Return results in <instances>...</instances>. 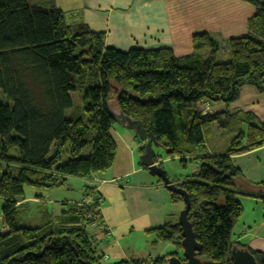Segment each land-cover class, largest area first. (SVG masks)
<instances>
[{"label":"trees","instance_id":"16d2710c","mask_svg":"<svg viewBox=\"0 0 264 264\" xmlns=\"http://www.w3.org/2000/svg\"><path fill=\"white\" fill-rule=\"evenodd\" d=\"M244 1L255 9L247 35L230 39L229 58L220 62L222 46L208 34L193 38L196 50L209 49L204 55L181 59L171 49L122 52L106 46L104 33L68 24L55 0H0V91L7 100L0 98V162L7 165L0 176L7 228L0 231V264H106L88 232L95 219L102 222L94 188L87 189V197L94 198L91 207L79 203L54 215L41 206L33 221H25L18 203L26 187L60 186L67 177L89 180L110 170L118 151L113 127L121 115L143 124L166 151L163 159L200 164L196 175L173 181L190 197L188 220L203 246L197 258L234 264L232 251L244 249L264 264V253L232 241L243 215L235 188L240 172L232 157L264 146V124L241 112L202 113L206 103H235L245 86L264 93V0ZM31 83L37 89L32 91ZM72 93L83 96V108L75 107ZM212 125L228 137L222 152L208 146L205 128ZM67 145L70 158L63 164ZM88 147V157L80 158ZM170 195L184 204L179 195ZM151 232L157 244L183 251L176 222Z\"/></svg>","mask_w":264,"mask_h":264},{"label":"crops","instance_id":"0c3cea01","mask_svg":"<svg viewBox=\"0 0 264 264\" xmlns=\"http://www.w3.org/2000/svg\"><path fill=\"white\" fill-rule=\"evenodd\" d=\"M79 1V6H65L55 0L56 5L64 11L68 24H82L94 32L105 33L107 47L123 52L134 48H169L181 59L194 53L201 54L193 47L192 38L195 35L208 34L225 48L230 39L246 36L248 21L255 14L254 7L244 0ZM204 48L209 52L206 47H201L202 50ZM225 53L228 60V52ZM211 107L214 113L228 110L250 114L264 124V93L252 86L243 87L239 99L228 107L223 104H211ZM121 137V149L127 155L128 166L118 167L122 161L116 157L110 170L89 179L92 184L96 183L95 194L101 199L102 215V222L88 228L89 234L92 229L91 240L98 252L105 256L106 264L133 259L155 260L173 254L182 259L180 247L157 244L156 234L151 231L169 222L178 223L183 206L173 202L160 179L136 163L134 135L121 134ZM142 145L141 142L138 149ZM166 161L160 158L156 163L169 174L168 168L164 167ZM232 162L240 172L235 188L242 193L239 198L243 205V216L233 231L232 241L254 252L264 253L263 209L261 199L257 198L264 197V146L234 156ZM188 164H195L191 172L196 175L200 164L187 162L185 169H188ZM189 176H174V182L185 181ZM252 200L256 202L255 207L250 209L253 213L246 215L245 206L250 208ZM134 237L135 240L139 237L145 245L143 249H137L133 243Z\"/></svg>","mask_w":264,"mask_h":264},{"label":"rangeland","instance_id":"374dc122","mask_svg":"<svg viewBox=\"0 0 264 264\" xmlns=\"http://www.w3.org/2000/svg\"><path fill=\"white\" fill-rule=\"evenodd\" d=\"M55 4H56V2H55ZM58 4H64L65 6L67 4L79 6L80 1L79 0H58ZM64 10H66V9H64ZM63 13H64V11H63ZM66 13H67V11H66ZM64 16H65V13H64ZM186 17H189V16H186ZM65 19H66V16H65ZM100 33H103V32H100ZM193 38H192V41H193ZM105 39H106V34H105ZM193 44H194V41H193ZM193 47H194V45H193ZM160 49H169V48H160ZM131 50H133V49H131ZM154 50H157V49H154ZM194 50L196 51V47H194ZM207 50L209 51L208 48H207ZM196 52H199L201 54H207L208 53L205 50V48L203 50L198 49ZM225 52H229V51L225 47H222V51H221V54L219 56L220 62L223 60H226L225 59L226 58ZM194 54H192V55H194ZM174 55H175V53H174ZM30 86H31V89L33 88L32 91L37 89V88H34L33 83H31ZM71 96L73 98L75 107L83 108V106H84L83 96L80 95L79 93H72ZM0 98L3 102H7L5 97L2 95L1 91H0ZM211 104L212 103H209V104L206 103L205 107L207 106V108L210 110H207V109L204 110L203 109V112H202L203 115H207L208 113H212V114L214 113V111L212 110ZM131 133L134 135V137L136 139L135 140V142H136L135 146H137L135 149L134 157L136 159V163L141 165V167H142V158L144 157V155L146 153V149L144 150L143 146H141V147L139 146V149H138V145L141 142L142 143H144V142L137 136L136 131L127 130L122 125L116 123L114 125V128H113V135H114V137L118 143V146H120V148L118 149V155H117L118 161H122V163L118 165V167H120V168H122V167L125 168L128 166L127 165V155L124 153L125 151H123L121 149L122 148L121 139H123L121 137V134H124V135L130 134L131 135ZM205 134H207L206 138H207L208 146L211 149V151L222 152L226 148V146H227L226 142L228 141V137L226 136V132H223L222 130H220L216 125H212V126H209V128L208 127L205 128ZM124 142L127 144L126 141H124ZM127 147H128V144H127ZM90 149H91L90 147L86 148L83 151V153L80 155V158L88 157V155L90 154ZM153 150L156 153V157H159V159L165 157L166 151L163 148H161L159 146H154ZM69 153H70V148L67 145L62 152V163L63 164L69 160V158H70ZM54 154H55V149H52L50 156H53ZM10 155L12 157H15L16 151H12L10 153ZM164 163H165L164 167L168 168V170H169V174L167 171L166 172H167L169 178L172 179L171 180L172 183L174 181V178H176L174 176L179 177V176H183V175H185V176L192 175L193 174L191 172L192 171V165H195V164H188V169H185L186 166H184V164L181 163L179 159L174 160V161L169 159L168 161H166ZM6 170H7V165L3 162H0V176L2 175V173L6 172ZM117 170H118V168H117ZM94 184H96V183L94 182L92 184L88 179H85V178L67 177L66 180L64 181V183L60 186L57 185V186H53V187H49V188L26 187L24 189V196L22 197L23 200H21V202L18 203V205H22V207H24V211H22V212H23V218L25 219V221L35 220L39 215V210H40L41 206L47 207L49 209V211H51L54 215H59L61 213V211L64 209V207L66 209H70V208H73V206L75 204H79V203H82V205H84V206L81 205L82 208L91 207L92 203H94V198L87 197V189L89 187L94 188V194H95L96 185H94ZM91 186H93V187H91ZM241 195H242V193H240V196ZM94 197L98 199L97 202H100L99 204L101 207V199L99 198V195L95 194ZM257 198H260V197H257ZM87 199H88V204H87V206H85V201H87ZM36 200H38V201H36ZM261 202H262V200H261ZM255 203L256 202L254 200H252L250 203V208L245 206L246 215H248L249 213H253L251 211L252 210L251 208L255 207ZM39 204H40V206H39ZM3 205H4L3 201L0 200V219H1L0 220V231L1 232H5L7 230V228L3 226L2 217H1ZM182 206L184 209V204ZM79 208H80V206H79ZM262 209H263V206H262ZM100 213H101V211H100ZM101 219H102V215H101ZM91 220H94V219H91ZM95 220H96V222L94 221L93 225L100 223L97 219H95ZM242 220H243V218H242ZM93 229H94V231H96L95 228H93ZM90 234H92V229L90 230ZM133 239H134L133 243L136 245L137 249H141V248L143 249L144 248L145 245H143L140 242L139 237L136 240H135V237ZM170 245H173V244H170ZM170 247L174 248V246H170ZM100 251H101V249H100ZM174 251H172V252H174ZM167 252H170V251H167ZM180 254H181V256H183L182 250H180ZM102 256H103V259H105V256L104 255H102ZM169 256H170V258L173 257V255H169ZM169 256L165 255L161 258L165 259V261L167 262L170 259ZM157 259L158 258H156L153 262L155 263ZM108 263H109V261H108Z\"/></svg>","mask_w":264,"mask_h":264},{"label":"water","instance_id":"95a60500","mask_svg":"<svg viewBox=\"0 0 264 264\" xmlns=\"http://www.w3.org/2000/svg\"><path fill=\"white\" fill-rule=\"evenodd\" d=\"M115 121L127 130L136 131L137 136L143 142H147L145 146L146 153L142 158V165L148 169L152 176L157 177L162 181L165 189L172 194L179 195L183 199L185 207L180 213L177 223L182 230L183 256L182 259L177 256H173L164 264H214L211 262L204 263L196 256L197 253L202 252L203 246L197 242L193 227L188 220V215L191 209L190 197L183 189L172 183L166 170L162 169L161 166L156 163L157 157L153 147L158 146V144L156 143L154 136L143 129V124L141 122L132 121L130 118L123 115L117 116ZM232 256L234 264H258L254 256L249 251L244 249H234L232 251Z\"/></svg>","mask_w":264,"mask_h":264},{"label":"built area","instance_id":"2783aa9c","mask_svg":"<svg viewBox=\"0 0 264 264\" xmlns=\"http://www.w3.org/2000/svg\"><path fill=\"white\" fill-rule=\"evenodd\" d=\"M145 145H146V142H144L142 146H145ZM87 204H88V199H87V201H85V206H87ZM82 206H84V205H82Z\"/></svg>","mask_w":264,"mask_h":264},{"label":"bare ground","instance_id":"6f19581e","mask_svg":"<svg viewBox=\"0 0 264 264\" xmlns=\"http://www.w3.org/2000/svg\"><path fill=\"white\" fill-rule=\"evenodd\" d=\"M206 109H207V110H210V109H208L207 107H206ZM146 143H147V142H146ZM145 146H146V145H145Z\"/></svg>","mask_w":264,"mask_h":264},{"label":"clouds","instance_id":"9594fccd","mask_svg":"<svg viewBox=\"0 0 264 264\" xmlns=\"http://www.w3.org/2000/svg\"><path fill=\"white\" fill-rule=\"evenodd\" d=\"M144 142H146V141H144Z\"/></svg>","mask_w":264,"mask_h":264},{"label":"flooded vegetation","instance_id":"af4514ba","mask_svg":"<svg viewBox=\"0 0 264 264\" xmlns=\"http://www.w3.org/2000/svg\"><path fill=\"white\" fill-rule=\"evenodd\" d=\"M185 207V206H184Z\"/></svg>","mask_w":264,"mask_h":264}]
</instances>
